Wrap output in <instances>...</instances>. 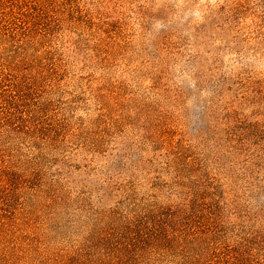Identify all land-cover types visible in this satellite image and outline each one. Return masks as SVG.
I'll return each instance as SVG.
<instances>
[{
    "label": "rangeland",
    "instance_id": "obj_1",
    "mask_svg": "<svg viewBox=\"0 0 264 264\" xmlns=\"http://www.w3.org/2000/svg\"><path fill=\"white\" fill-rule=\"evenodd\" d=\"M48 3L20 66L35 128L0 134V264H184L264 239V0ZM171 213L209 222L205 242L128 244Z\"/></svg>",
    "mask_w": 264,
    "mask_h": 264
},
{
    "label": "trees",
    "instance_id": "obj_2",
    "mask_svg": "<svg viewBox=\"0 0 264 264\" xmlns=\"http://www.w3.org/2000/svg\"><path fill=\"white\" fill-rule=\"evenodd\" d=\"M48 4V0H0V134L13 130L28 132L35 128L31 126L29 110L36 105L32 103L36 101L32 90L37 88L30 82L31 78L20 71V66L29 46L38 45L51 30L49 11L52 4ZM144 224V233L138 230L128 244H159L157 241H160L169 243L168 246L164 244L167 248L175 234L183 242L190 238L202 244L204 233L211 229L207 222L190 224L186 230V225L178 226L173 213L166 217H149ZM251 240L244 238L237 246L206 241L199 253L184 264H264V258L257 254L264 246V239Z\"/></svg>",
    "mask_w": 264,
    "mask_h": 264
}]
</instances>
